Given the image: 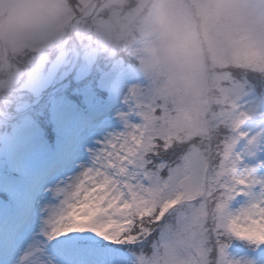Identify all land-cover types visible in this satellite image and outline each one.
<instances>
[{"label":"snow or ice","instance_id":"6c2138e0","mask_svg":"<svg viewBox=\"0 0 264 264\" xmlns=\"http://www.w3.org/2000/svg\"><path fill=\"white\" fill-rule=\"evenodd\" d=\"M21 141L40 164L0 157V264H264V0H0Z\"/></svg>","mask_w":264,"mask_h":264},{"label":"rangeland","instance_id":"374dc122","mask_svg":"<svg viewBox=\"0 0 264 264\" xmlns=\"http://www.w3.org/2000/svg\"><path fill=\"white\" fill-rule=\"evenodd\" d=\"M97 96L100 98L101 101L105 100L108 96V92L104 88L97 89ZM89 117V109L87 106H83V115L82 117H73L70 119L69 123V137L73 135V133L76 131L77 127H84L87 124ZM114 127L107 128L106 130H102L97 138H100L105 134V131H112L114 130ZM52 141L50 140V143ZM20 156L22 157L26 162L32 164V165H39L40 164V157L35 154V152L27 145L25 142L21 141L20 143H17L15 145H0V157L7 158L11 160L13 157ZM78 163H82V161H79ZM43 168L42 167H35L33 170L25 175L24 177V191L27 192L30 190L32 185L36 183L41 174H42ZM118 247V246H114Z\"/></svg>","mask_w":264,"mask_h":264}]
</instances>
